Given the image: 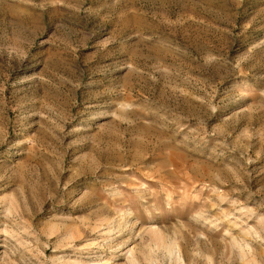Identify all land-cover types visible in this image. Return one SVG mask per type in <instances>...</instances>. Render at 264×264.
I'll list each match as a JSON object with an SVG mask.
<instances>
[{
  "label": "rangeland",
  "instance_id": "1",
  "mask_svg": "<svg viewBox=\"0 0 264 264\" xmlns=\"http://www.w3.org/2000/svg\"><path fill=\"white\" fill-rule=\"evenodd\" d=\"M0 264H264V0H0Z\"/></svg>",
  "mask_w": 264,
  "mask_h": 264
}]
</instances>
